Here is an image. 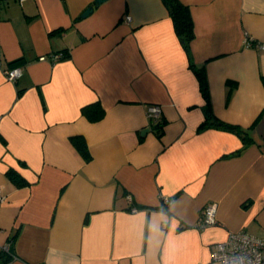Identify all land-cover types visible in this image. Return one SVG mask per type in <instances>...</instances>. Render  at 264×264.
Returning a JSON list of instances; mask_svg holds the SVG:
<instances>
[{"label": "crops", "instance_id": "crops-1", "mask_svg": "<svg viewBox=\"0 0 264 264\" xmlns=\"http://www.w3.org/2000/svg\"><path fill=\"white\" fill-rule=\"evenodd\" d=\"M178 1L193 21L187 52L163 0H0V247L13 252L0 264H219L213 246L230 233L264 240V0ZM191 63L213 116L249 146L200 129ZM96 103L104 115L89 121ZM211 202L216 224L200 228Z\"/></svg>", "mask_w": 264, "mask_h": 264}, {"label": "built area", "instance_id": "built-area-1", "mask_svg": "<svg viewBox=\"0 0 264 264\" xmlns=\"http://www.w3.org/2000/svg\"><path fill=\"white\" fill-rule=\"evenodd\" d=\"M22 1V0H19ZM130 20L129 17L126 19ZM246 47L251 46V40L248 36L244 39ZM258 49L264 50V45H257ZM61 56H54V60L62 59ZM21 73L20 67L6 68L3 74L6 80L15 82ZM161 107L156 104L146 106V117L149 122V128L156 127L161 119ZM130 200L131 198L128 197ZM5 197L0 193V205L4 202ZM161 202L168 205L170 200L167 197H162ZM132 212L136 208L131 209ZM217 204L214 202L206 204L200 213L198 226L205 228L216 224ZM9 245L0 247V253H8ZM15 258V256H14ZM211 260L219 264H264V240L259 239L244 231L230 233L226 240L214 244L211 252Z\"/></svg>", "mask_w": 264, "mask_h": 264}, {"label": "trees", "instance_id": "trees-1", "mask_svg": "<svg viewBox=\"0 0 264 264\" xmlns=\"http://www.w3.org/2000/svg\"><path fill=\"white\" fill-rule=\"evenodd\" d=\"M163 4L165 5L169 13L175 34L177 38L179 39L183 49L186 50L187 52L189 48V43L194 38L193 21H192L190 12H189V8L183 5L178 0H163ZM66 57H67V52L63 54L62 59H65ZM22 64H23L22 60H16L10 63L8 67L13 68V67L20 66ZM190 66L194 70V73L199 82L201 94L206 101L205 120L200 125V129L213 126L217 129L229 131L237 135L241 139L244 148L249 146L252 143L251 139L247 136V134L243 130H241L237 126L222 122L213 116L208 106V88H207V83H206L203 70L200 68H196L193 65V63H191ZM82 114L89 121H98L103 117L104 110L101 108L100 104L96 103L94 105L84 107L82 109ZM158 127L159 125L156 126V130L158 129ZM71 141L73 142V145L75 146L77 151L80 153V155L85 159V161H89L91 156H90V153L88 151V148L84 140L81 137H72ZM239 153L240 152H237L236 154H239ZM8 176H9V179L12 182H15L18 186L23 185V183H19L18 176L14 172H9ZM5 254L12 257L13 255L12 243L9 246L8 253H5Z\"/></svg>", "mask_w": 264, "mask_h": 264}, {"label": "water", "instance_id": "water-1", "mask_svg": "<svg viewBox=\"0 0 264 264\" xmlns=\"http://www.w3.org/2000/svg\"><path fill=\"white\" fill-rule=\"evenodd\" d=\"M105 1H107V0H96V4H100V3H103V2H105ZM91 11H92V8L87 9V10L83 13L82 17H86L88 14L91 13ZM143 133H144V132H142V134H143Z\"/></svg>", "mask_w": 264, "mask_h": 264}]
</instances>
